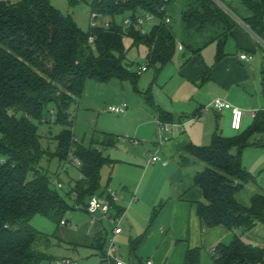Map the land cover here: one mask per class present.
<instances>
[{
  "label": "trees",
  "instance_id": "trees-1",
  "mask_svg": "<svg viewBox=\"0 0 264 264\" xmlns=\"http://www.w3.org/2000/svg\"><path fill=\"white\" fill-rule=\"evenodd\" d=\"M90 7L98 17L108 18V25L86 32L50 0H0V264H39L48 259L52 239L30 221L41 214L60 224L74 207L68 197L86 208L91 196H105L117 215L123 214L110 193L99 192L101 169L113 162L104 149L114 146L120 136L104 133L101 142L79 143L69 108L83 94L87 79L116 78L137 86L141 74L126 61L125 37L148 47V62L157 71L173 61L179 45L201 58L205 48L216 44L215 59L221 61L238 25L236 18L264 40V0H91ZM147 14L157 19L151 29L135 27L137 18ZM175 16L180 18L178 31L173 26ZM126 18L131 19L130 26H125ZM210 70L206 66V78ZM147 94L154 103L150 87ZM158 111L160 123L174 121L171 112L160 107ZM51 116L62 127L53 136L54 151L43 145L38 130V122L53 123ZM257 134L259 142L252 141ZM262 141L264 147V109L246 130L231 136L215 132L208 145L191 143L179 155L184 165H205L195 176L206 200L197 203L204 227L224 225L234 233L230 242L213 248L212 264H264V247L242 237L258 223L264 224V189L252 196L249 206L236 198L256 180L242 163L243 148ZM46 156L79 161L80 176L65 195L40 167ZM184 264H201V249L190 248Z\"/></svg>",
  "mask_w": 264,
  "mask_h": 264
},
{
  "label": "crops",
  "instance_id": "crops-1",
  "mask_svg": "<svg viewBox=\"0 0 264 264\" xmlns=\"http://www.w3.org/2000/svg\"><path fill=\"white\" fill-rule=\"evenodd\" d=\"M233 35L238 39L239 56L242 52L252 55L250 60L242 61L240 57L238 58L242 66L236 63V66L245 71V74L237 79L244 81L245 86L243 89L241 87V90L245 94L252 95V103L245 105L242 99L230 92L231 87L223 88L216 98H223L233 106L241 108L244 117L243 108H247L250 119L245 120V128L242 130L244 131L252 124L256 113L264 109V51L243 24L238 23L233 29L231 36ZM185 51L183 46L178 47L173 60L176 55ZM259 51L262 57L261 63L257 57ZM177 60L181 63L180 56ZM221 66L222 63L210 70L208 79L212 84L218 80L217 71ZM204 67L205 71L201 70L198 64H184L179 69L178 75L184 81L193 83L203 72H206V66ZM235 81L239 80L227 83V87L235 86L237 83ZM222 85H226V82ZM194 98V106L191 108L192 117L189 116L191 112L188 113L191 106L174 109L176 111L174 112L172 108L155 104L158 124V107L168 112L173 111L171 113L174 115V121L167 123L170 131L165 133L168 138L166 141L160 142L158 136L154 142L147 141L138 148L135 145L139 144L137 140L132 141L134 144H126L124 143L126 141L121 139L123 143L120 146L123 149L120 153L114 154L113 162L109 164L112 171L102 189L107 194L114 193L117 206L123 210L120 221L122 232L114 235L115 223L103 217H94L86 208H81L86 213L81 221L74 222L66 217L63 220L65 223L58 224L53 234L46 233L52 239L51 246L46 251L49 258L39 264H58L62 259H70L74 264H103L111 236L115 238L117 254L127 264H146L148 260H151L152 264H184L190 248H200L201 253L203 251L211 255L213 248L219 242L228 243L232 240L234 235L232 230L224 225L204 227L197 213V203H205L206 200L202 189L195 184V176L205 168V165L200 162L184 165L179 158L191 143L199 145L203 141L205 143L207 139L211 141L212 135L220 132L215 129L210 119L213 117L212 111L218 117H221L225 111H215L211 106L212 100L206 105L200 97L194 96ZM226 111L231 121V112ZM195 117L204 118L198 121ZM117 142L104 150L117 147ZM153 156H158L159 160L152 162ZM108 157L110 158V155ZM259 190V186L247 183L237 193L236 198L241 204L249 206L252 196ZM101 198L105 199V196ZM157 208L159 210L153 218V212ZM117 213V210H113L114 215ZM242 237L250 244L264 247V224L258 223Z\"/></svg>",
  "mask_w": 264,
  "mask_h": 264
},
{
  "label": "rangeland",
  "instance_id": "rangeland-1",
  "mask_svg": "<svg viewBox=\"0 0 264 264\" xmlns=\"http://www.w3.org/2000/svg\"><path fill=\"white\" fill-rule=\"evenodd\" d=\"M11 1L17 2L18 0ZM50 1L64 14L70 15L78 26L86 32L97 26L105 25V23L109 21L108 18L100 16L98 18V25L94 26L92 24L91 0H82L74 4H70L69 0ZM117 21L122 22L123 17H118ZM156 21L157 19L154 18L147 22L144 25V30L149 31ZM173 26L177 31L179 30L180 18L178 16H175ZM237 42L238 39L234 35L229 37L224 48L226 57L220 62H216L215 59L217 46L216 44H211L204 49L201 58L193 56L188 51L180 52L182 54L176 55L173 62L157 71L156 68L151 66L148 62V47L144 44L134 45L132 38L125 37L124 46L126 50V61L131 65L133 71H137V68L142 65L148 64L149 67L140 75L137 86L130 80H120L116 78L109 82H98L94 79H87L83 94L76 97L69 108V113L73 118V131L77 141L85 146H90L93 142H101L104 133H114L120 136L117 147L104 150V153L108 156L110 155L112 159L114 154L120 153L123 149V147H121V143H123L121 139H124V141H126L124 143L126 144H131L132 141L137 140L139 144L135 145L139 148L141 145H145L147 141L154 142L155 139L160 136V125L158 124L155 104L161 105L162 107L164 105L173 110H177V108L181 109V107L185 108V106L188 105V107L191 106V109L192 106H194V96L200 97L204 101L203 104L207 105L208 102L216 98V95H218L223 88L231 87L230 92H232L234 96L242 99L245 105H250L253 97L250 94H245L243 90H241V87L243 89L245 83L237 79L245 74L242 68L236 66V63L242 66L238 61L240 50L237 47ZM260 53L259 51L257 57L258 61L261 63L262 57ZM179 56L181 63H178L177 60ZM225 59L227 62H225ZM202 62L204 65H202ZM220 63H222V66L219 68V71H217L218 80L214 82V84L209 81L210 79L206 78V72H203L199 79L193 83L184 81L178 75L179 69L184 64H198L203 71H205L204 66H208L212 71V69ZM252 78L251 76V80L253 81L254 79ZM219 80L221 82H219ZM234 80L239 81H235L237 82L235 86L232 87L230 85L227 87V83L229 84ZM223 82H226V85L223 86ZM149 87L151 88L154 103L148 98L147 90ZM111 106H123L126 110L124 113H116L110 110ZM243 109L245 110V117L241 131L245 128V120L250 119L247 108L245 107ZM175 110L174 112H176ZM192 111L193 109L188 111V113L191 112L189 113L190 117L193 116ZM225 112L227 111L225 110ZM225 112H223L221 117H218L215 112L212 111L213 117L210 120L214 123L215 129L224 132L226 136H231L238 131L231 128V121L228 119ZM51 118L53 120L51 124L38 122V130L42 135L43 145L54 151L56 142L53 136L59 133L62 127L60 124L54 122V116H51ZM195 118L201 121L204 117ZM260 139L261 135L257 134L251 140L259 142ZM209 143L210 141L207 139L205 143L203 141V143L199 145H208ZM262 143L263 141L255 145H248L244 147L242 151L243 165L256 176V180L249 182L248 185L259 186V192L264 189V147ZM233 152L236 153L237 150L233 149ZM40 167L52 177L53 182L57 180L62 183V187L57 188L63 195H65L72 180L80 176V167L74 158L65 162L59 161L56 157L49 158L46 156L41 160ZM110 171L112 170L109 164H105L101 169L102 188L108 180ZM67 200L71 206L74 207L67 212L66 217H69L74 222L81 221L86 213L81 210L79 204L75 203L74 198L68 197ZM30 222L38 230L48 234H53L58 227L56 222L41 214L34 215ZM61 227L65 228L66 226ZM201 264H211V255L209 253H204L202 251Z\"/></svg>",
  "mask_w": 264,
  "mask_h": 264
},
{
  "label": "built area",
  "instance_id": "built-area-1",
  "mask_svg": "<svg viewBox=\"0 0 264 264\" xmlns=\"http://www.w3.org/2000/svg\"><path fill=\"white\" fill-rule=\"evenodd\" d=\"M78 1H82V0H78ZM98 18H99L98 15L93 12L91 15V19H92V24L94 26L98 25V23H99ZM152 19H153L152 14L140 16L137 18V22L134 23V25H135V27L141 28L143 31H145L144 25L147 22L151 21ZM236 19H237V22L243 24V26L249 31V33L258 41V43L262 47V50L264 51V40H262L260 37H258L250 29V27L248 25H246L242 20H240L239 18H236ZM165 21L167 23H170L172 21V19L170 16H167L165 18ZM124 24H125V26H130L132 24L131 19L126 18L124 20ZM106 25H108V23H106ZM89 41L93 44L95 41V36L91 35ZM179 47L182 48V45H179ZM239 57L242 61L252 59V55H250L247 52H242ZM147 69H148L147 65L142 66L138 69V73L141 74L142 72L146 71ZM211 106L215 111H218V112H223L225 110H229L231 112V127H232V129L236 130V131L241 130V128L243 126V117H244V111L241 108L233 106L227 100L220 98V97L215 98L213 100ZM110 110L113 112H116V113H124L126 109L123 106H111ZM159 125H160L159 140H160V142H164L168 139L167 136H165V133L169 132L170 129H169L167 123H162V122L160 123L159 122ZM157 160H159L158 156H153L151 159L152 162H155ZM76 163H79V161L76 160ZM54 182L57 185V187H62V183H60L59 181L55 180ZM111 195L114 198V200H116L115 194L111 193ZM86 210L88 213H90L94 217H96V214L98 212H102L103 218L115 223L116 228L113 231L114 235L122 232V228L120 227V221L123 217V214L114 215L111 205L105 199H102L99 195H93L89 198L87 206H86ZM62 223H65V221H62ZM58 264H74V263L70 259H62V260H59ZM103 264H127L117 254L114 236H111L108 240L107 249H106V252H105L104 258H103ZM146 264H152V261L148 260L146 262Z\"/></svg>",
  "mask_w": 264,
  "mask_h": 264
},
{
  "label": "water",
  "instance_id": "water-1",
  "mask_svg": "<svg viewBox=\"0 0 264 264\" xmlns=\"http://www.w3.org/2000/svg\"><path fill=\"white\" fill-rule=\"evenodd\" d=\"M96 216H97V217H102V212H98V213L96 214Z\"/></svg>",
  "mask_w": 264,
  "mask_h": 264
}]
</instances>
